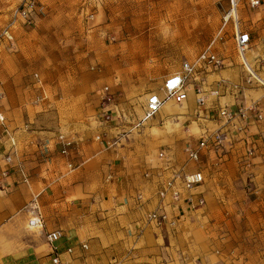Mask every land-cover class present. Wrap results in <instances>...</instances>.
Listing matches in <instances>:
<instances>
[{
  "label": "crops",
  "instance_id": "0c3cea01",
  "mask_svg": "<svg viewBox=\"0 0 264 264\" xmlns=\"http://www.w3.org/2000/svg\"><path fill=\"white\" fill-rule=\"evenodd\" d=\"M243 7L244 21H236L235 32L250 33L246 59L259 76L247 81L237 58L219 70L211 65L196 70L186 83V97L167 98L139 127L134 125L150 94L163 96L166 80L192 60L164 67L123 59L107 51L102 36L93 59L83 51L75 69L54 70L50 77L46 68L34 65L36 53L23 47V29L14 31L16 51L0 56V264H52L54 247L65 264H258L262 257L247 260L246 251L264 250V194L259 192L264 84L257 81L264 82V0L259 7ZM92 36L85 33V41ZM105 86L112 102H103ZM201 95L203 104L197 100ZM222 109L234 117L227 120ZM104 112L112 119L104 120ZM57 131L75 141L70 157L61 154ZM215 132L223 135L221 150L204 151L198 163L187 166L201 170L205 181L183 190L178 201L161 199L163 180L185 165L188 142L200 137L211 142ZM12 138L17 153L8 164ZM161 148L169 152L167 162L154 159ZM70 161L79 166L70 169ZM8 168L10 173L1 175ZM139 192L144 194L140 202ZM35 195L44 221L38 231L27 221ZM187 195L195 201L203 196L206 203L194 208ZM155 210H164L176 224L149 222L146 215ZM57 229L63 235L52 244L45 234Z\"/></svg>",
  "mask_w": 264,
  "mask_h": 264
},
{
  "label": "rangeland",
  "instance_id": "374dc122",
  "mask_svg": "<svg viewBox=\"0 0 264 264\" xmlns=\"http://www.w3.org/2000/svg\"><path fill=\"white\" fill-rule=\"evenodd\" d=\"M22 1L0 0V56L6 51H16L15 43L7 44L1 31L13 8ZM39 3L36 25L22 30L23 47L36 53L34 65L46 68L50 77L54 70L68 73L75 69L81 64L83 51L88 60L93 59V47L100 46L102 36L107 51L114 56L160 63L164 67L183 60L195 62L206 51L224 59V66L216 67L202 60L196 70L208 65L219 70L230 59L242 60L236 49L235 24L238 19L240 23L244 21L243 1L236 15L229 17V0H39ZM85 33H95L96 38L88 37L85 41ZM157 153L158 150L153 154L155 160ZM184 163H188L186 153ZM247 187L250 189L252 185ZM260 192L264 194L262 186ZM246 254L247 260L261 256L257 263L264 264L263 249H247Z\"/></svg>",
  "mask_w": 264,
  "mask_h": 264
},
{
  "label": "built area",
  "instance_id": "2783aa9c",
  "mask_svg": "<svg viewBox=\"0 0 264 264\" xmlns=\"http://www.w3.org/2000/svg\"><path fill=\"white\" fill-rule=\"evenodd\" d=\"M231 5V12L229 14L233 15L234 12L236 13L238 10V7L240 6V2L243 1L245 5H248L251 8L259 7L262 4V0H229ZM40 11V3L39 0H23L18 6L13 8L11 12V16L8 19V21L4 24L1 31V36L4 40H8L10 43H12L13 37H14V31L17 29H29L36 25V20L39 15ZM230 15V16H231ZM236 38V49L237 52L242 59V63L248 73V81H251L252 78H256L254 73L250 70V68L247 66V62L245 61V56L247 51L250 48V41L251 36L249 32H242L239 29L235 32ZM208 60L210 63L215 65L216 67H223L225 64V60L219 57L218 55L214 53H208L206 51L204 54H202L195 62L186 61L183 63V72L179 74L171 75L163 86V92L164 95H160L158 93H152L148 97L147 104L145 107V112L138 122L135 123L134 127H139L141 125V122L143 120H146L148 118L153 117L161 108L163 102L169 98L174 97L177 101H182L186 97V83L192 76V74L196 71V68L200 61ZM34 76L39 79L38 73H35ZM257 81L264 84L263 81L260 79H257ZM110 88L109 86L104 87L105 95L103 97V102L109 103L114 100L112 94L109 92ZM3 96L2 91L0 90V98ZM198 103L203 104L205 102L204 96L198 97ZM243 113V112H241ZM244 114V113H243ZM220 115L226 118L227 120H230L234 117V112H231L228 109H222L220 111ZM102 117L104 120L109 121L112 119V116L109 112H104L102 114ZM259 119H263V115H258ZM4 118L0 115V120H3ZM56 139L59 144V150L62 155L66 157H70L72 151L76 149L75 141L74 139L64 133V132H58L56 134ZM98 140H102L101 136L97 137ZM224 138L222 133L215 132L213 135V140L210 142L208 137H200L199 139L193 140L188 142V144L185 147V153L187 156L188 163L182 167H179L171 172V175L166 177L161 187L158 189V195L161 199H166L170 197L173 201H178L180 199V196L182 194L183 190L186 191H192L199 185H201L205 181V175L201 170H194V171H188L187 166L190 163H198L201 159V156L204 151L207 150H221L223 146ZM12 149L10 152L5 156V161L8 164L14 163V157L17 153V143L15 139H11ZM107 145H110V142L107 143ZM45 148L40 147V151L45 154L47 150H44ZM253 154V149L248 150V155L251 156ZM169 152L165 148H161L158 150L157 158L161 162H167L169 159ZM68 166L70 169H76L79 165H76L72 161L68 163ZM18 169L22 172L25 171V167L22 163H19L17 165ZM10 173V169H3L1 170V175L7 176ZM145 175L148 177L151 175L150 171H147ZM27 180V179H25ZM262 190L264 191V183L262 185ZM259 191V190H258ZM260 192V191H259ZM38 195H35L31 203L29 204L30 207V217L28 219V226L35 231L43 229L44 221L43 216L41 213V210L38 206L37 202ZM144 198V194L142 192H139L136 195L137 201H142ZM186 200L189 201L194 208L202 207L205 205L206 200L203 196H199L196 198V201L193 198V195H187ZM146 218L149 222L156 224L157 226L163 225L165 222L170 221L169 215L164 210H155L150 211L147 213ZM170 224L175 225L176 221L171 220ZM63 233L62 230H52L46 232L45 236L48 242L55 243L57 240H59L62 237ZM83 248H87L86 244L82 245ZM68 252H71L72 249H68ZM52 257V264H65L61 259L59 254H57V249L54 247ZM109 264H116L115 261L110 262Z\"/></svg>",
  "mask_w": 264,
  "mask_h": 264
},
{
  "label": "bare ground",
  "instance_id": "6f19581e",
  "mask_svg": "<svg viewBox=\"0 0 264 264\" xmlns=\"http://www.w3.org/2000/svg\"><path fill=\"white\" fill-rule=\"evenodd\" d=\"M234 15H236V13L234 12ZM230 16V14L229 15H227V17H229ZM245 58V61L247 62V59H246V56L244 57ZM247 66L250 68V70L254 73V75L255 76H259L252 68H251V66H249V64L247 63ZM29 227V226H28ZM30 228V227H29ZM30 229H32V228H30Z\"/></svg>",
  "mask_w": 264,
  "mask_h": 264
}]
</instances>
